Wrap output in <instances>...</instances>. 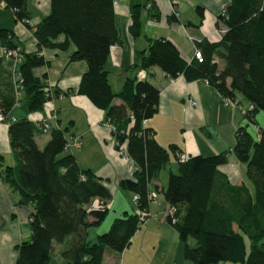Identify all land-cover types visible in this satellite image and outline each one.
<instances>
[{"label":"trees","instance_id":"16d2710c","mask_svg":"<svg viewBox=\"0 0 264 264\" xmlns=\"http://www.w3.org/2000/svg\"><path fill=\"white\" fill-rule=\"evenodd\" d=\"M49 2V11L33 27L36 50L24 53L19 64L20 106L27 113L36 111L50 96L32 72L36 65L45 63L41 48L66 49L71 43L74 48L68 60L86 63L74 91L103 110V122L113 127L116 149L125 144L127 157L136 168L132 177L121 178L118 186L138 198L131 211L114 217L94 241L87 240L86 228L99 225L107 214L108 188L101 177L81 168L74 155L66 152L68 127L10 115L11 91L0 101V111L8 124L9 145L16 161L1 167L0 176L18 195V203H30L33 208L28 218L30 237L15 245L14 264H103L104 253L121 252L149 215L138 218L134 212L138 208L150 213L149 191H154L155 197L160 192L164 208L172 209L163 214L164 220L177 232L182 253L191 264H217L221 260L264 264V128L258 127L256 137L248 129L250 123L257 124L256 113L264 111V0H228L216 16V26L223 29L220 38L211 41L200 37L197 42L202 61L183 59L174 43L160 36L146 37L138 64L141 68L157 66L167 78L183 73L190 79H202L233 106L242 104L236 95L246 101L242 110L245 121L235 128L229 151L245 164V178L253 189L243 182L232 184L218 169L227 161L228 150L186 154L180 161L178 155L183 152L174 144L163 147L156 141L154 131L144 124L157 111L159 91L151 82L127 75L121 88L112 90L104 66L110 46L120 42L112 0ZM0 6L12 9L16 20L28 15L26 0H0ZM140 6L130 4L127 28L134 37L140 32ZM201 9L196 6L198 12ZM11 34L0 27V39L12 42ZM59 35L63 36L60 41ZM115 99L119 102L114 103ZM46 125L47 131H43ZM41 132H47L48 137L39 146L34 137ZM170 152L178 161L177 170L168 171L165 187L151 185L169 161ZM54 244L60 245L57 258Z\"/></svg>","mask_w":264,"mask_h":264},{"label":"crops","instance_id":"0c3cea01","mask_svg":"<svg viewBox=\"0 0 264 264\" xmlns=\"http://www.w3.org/2000/svg\"><path fill=\"white\" fill-rule=\"evenodd\" d=\"M227 1L118 0L113 5L120 42L110 46L105 60L108 81L115 92L121 88L127 75L145 78L158 88L157 111L144 124L154 131L156 141L163 147L174 144L177 151L187 155H209L223 150L229 151L233 144L235 128L245 121L242 109H245L243 104H246V101L240 95H236L242 103L240 107L230 103L223 104L216 88L202 79H190L183 73L170 79L157 66L141 68L138 65L141 51L146 46V37L161 36L169 39L185 60L191 58L193 46L186 39L184 31L211 41L218 40L221 32L216 26V16ZM130 4L141 5L140 32L135 37L127 28L130 23ZM171 5H175L178 11L174 19L170 16ZM197 5L202 7L199 12L196 10ZM49 8V0H26V18L29 22L25 24L14 19L12 9L0 6V27L12 31L11 41L24 53L33 52L36 50L33 27L47 14ZM5 10H9L10 15ZM7 16L8 19L5 18ZM62 38V35L57 37L58 41ZM73 48L71 43L66 49L41 48L40 54L45 63L40 65L41 67L32 68V72L41 79L50 96L39 110L27 113L24 107L19 105L11 107L10 115L25 116L33 121L60 128L68 127L65 132L68 144L66 152L74 155L81 168H88L101 177L110 192L107 214L99 224V228L105 229L111 218L132 210V193L120 189L118 181L121 178H131L136 167L128 157H123L116 149L112 130L103 122V110L95 107L86 96L74 91L86 63L82 59L68 60ZM221 64L219 60L218 65ZM8 66L6 60L0 61V101L7 99L11 91L13 92ZM68 89L73 91L65 94L63 91ZM118 102V99L114 100V103ZM7 125V122L0 120V168L4 165H14L16 161L9 145ZM47 137V132H41L34 138L36 143L42 146ZM73 139H78V145L73 144ZM177 166L175 154L170 152L169 161L160 169L156 179L151 181V185L155 183L163 187L168 171H176ZM218 169L232 184L246 183L245 165L238 161L232 152H228L227 161ZM17 200L16 192L0 176V264H14L15 245L30 237L28 218L33 210L32 205L18 203ZM93 203H96V200ZM164 203L162 194L152 199L148 205V209H151L149 215L134 232L129 245L122 250L119 262L117 263L115 253L106 251L102 263L105 264L107 256L110 260L108 264H139V261L130 258L135 236L138 237L137 247H140L144 244L146 233L154 231V239H158L162 247L168 237L171 238V258L169 256L163 261L165 264H174L176 256H179L177 249L180 240L174 228L164 220ZM59 246L54 244L56 258Z\"/></svg>","mask_w":264,"mask_h":264},{"label":"rangeland","instance_id":"374dc122","mask_svg":"<svg viewBox=\"0 0 264 264\" xmlns=\"http://www.w3.org/2000/svg\"><path fill=\"white\" fill-rule=\"evenodd\" d=\"M5 11H7L9 13V15H10V11L9 10H5ZM5 18L8 19V16L5 17ZM11 22H12V25H13V20H11ZM185 32H187V31H184V35H185ZM35 67H41V66L40 65H36ZM245 106H246V104L244 103L243 107H245ZM255 118H256V123L257 124L250 123L248 125V129L250 130V132L252 133V135L254 137L257 136L258 127L264 128V111L259 110L256 113ZM166 178H167V176H166ZM245 179H246V183L248 184V186L251 189H253L252 183L247 178H245ZM165 184H166V180L164 179L163 187H165ZM158 194H159V197H160L161 193L158 192L157 195ZM150 210L151 209H149V212H150ZM113 218H111V220ZM111 220L109 221V224H110ZM109 224H108V226L105 227V229L104 228L102 229L101 227L99 228V225H97V226H88L86 228V232H87V237L86 238H87V240L94 241L97 234L105 232L109 228ZM142 224H141V226H142ZM153 232H151V233L147 232L146 233V235L144 236V244L142 246H140V247H137L138 237L135 236V240L133 241L131 249H130L131 254H132V255L130 254V258L132 260L139 261V264H165V262L163 260L168 259L169 256L171 258V253L173 252V245H172V242H171V238L168 237V241L165 243V246L162 247L160 245V243L158 242V239H154V235L155 234H153ZM244 241H245V244H246V248H248V245H249L248 240L246 238H244ZM178 244H179V248L177 250H179V252H178L179 256L178 255L176 256L174 264H191V261L189 259L185 258L183 253H182V247H181L180 241L178 242ZM63 246H65V242H64ZM180 253H181V256H180ZM115 255L117 257L116 260H117V263H118L120 258H121V256H122V251L119 252L118 254L115 253ZM108 263H110V260L106 256L105 264H108ZM217 264H242V263H240V262H232V261H229V260H221Z\"/></svg>","mask_w":264,"mask_h":264},{"label":"built area","instance_id":"2783aa9c","mask_svg":"<svg viewBox=\"0 0 264 264\" xmlns=\"http://www.w3.org/2000/svg\"><path fill=\"white\" fill-rule=\"evenodd\" d=\"M118 0H112V4H116ZM170 13L174 14L175 16L178 15V11L175 5H171L170 7ZM21 21V20H19ZM22 23H28L29 19L24 18L22 21ZM223 29H218L219 32H222ZM185 37L186 39L192 44L193 46V52L191 55L190 59H196L197 61H202V52L200 50V48L197 46V42L200 41V37L198 36H194L191 35L187 32H185ZM24 57V52L23 50L16 44L9 42L8 39L7 40H3L0 39V61H7L9 66V71H10V80H11V85H12V89H13V95H14V99L12 102L11 107H16L20 105V97L22 95V82H21V72L19 69V64L21 63V61L23 60ZM189 59V60H190ZM214 61V60H213ZM171 79V78H170ZM205 83H207L206 81H204ZM191 101V100H189ZM230 100L226 97H222V103L223 104H227ZM192 103H194V101H191ZM3 114L0 111V120L3 121ZM13 118V117H12ZM106 125H108L110 127L111 130H113V127L105 122ZM48 125H46L44 128H42L43 131H47ZM79 141L78 139H73V144L74 145H78ZM67 142H66V146H67ZM120 149L118 150V152L120 153V155H122L123 157H127L126 151H125V144H121ZM186 159V154L185 153H180L178 155V160L183 161ZM148 198L153 199L155 198V192L154 191H149L147 193ZM137 195L136 194H132L131 197V201L133 204H136L137 201ZM135 214L138 216V218H143L146 215H148L149 213H146L144 210L138 209L136 208L134 210ZM172 209L170 207H165L164 208V212L165 213H171Z\"/></svg>","mask_w":264,"mask_h":264}]
</instances>
